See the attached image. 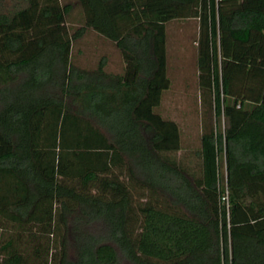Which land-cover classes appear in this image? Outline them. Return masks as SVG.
I'll use <instances>...</instances> for the list:
<instances>
[{
  "label": "trees",
  "instance_id": "16d2710c",
  "mask_svg": "<svg viewBox=\"0 0 264 264\" xmlns=\"http://www.w3.org/2000/svg\"><path fill=\"white\" fill-rule=\"evenodd\" d=\"M62 1L0 0V264H264V0ZM186 20L191 150L158 112ZM88 32L118 71L76 63Z\"/></svg>",
  "mask_w": 264,
  "mask_h": 264
},
{
  "label": "rangeland",
  "instance_id": "374dc122",
  "mask_svg": "<svg viewBox=\"0 0 264 264\" xmlns=\"http://www.w3.org/2000/svg\"><path fill=\"white\" fill-rule=\"evenodd\" d=\"M62 2L72 5L68 25L77 29L80 26V9L76 0ZM197 30L195 20L173 21L167 25V74L171 79V86L163 94L158 112L178 124L184 150L199 146L202 128V107L196 78ZM73 56L78 61L76 63L85 68L94 67L100 57L106 56L110 70L120 69V57L115 46L92 32L86 33L76 43ZM224 173V163L221 162V179Z\"/></svg>",
  "mask_w": 264,
  "mask_h": 264
}]
</instances>
